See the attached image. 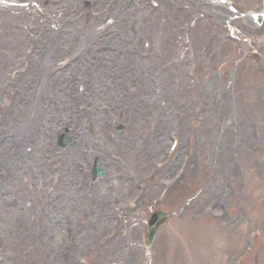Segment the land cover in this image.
Listing matches in <instances>:
<instances>
[{
	"label": "rangeland",
	"instance_id": "374dc122",
	"mask_svg": "<svg viewBox=\"0 0 264 264\" xmlns=\"http://www.w3.org/2000/svg\"><path fill=\"white\" fill-rule=\"evenodd\" d=\"M230 1L0 0V264H264V0Z\"/></svg>",
	"mask_w": 264,
	"mask_h": 264
},
{
	"label": "bare ground",
	"instance_id": "6f19581e",
	"mask_svg": "<svg viewBox=\"0 0 264 264\" xmlns=\"http://www.w3.org/2000/svg\"><path fill=\"white\" fill-rule=\"evenodd\" d=\"M243 141V140H242ZM159 142V140H156V142H155V144H154V148L149 152V153H151L152 155L155 153V151L160 147V142ZM244 143H246V141H243ZM224 143H225V139H224ZM224 143H223V145H224ZM227 146V145H226ZM4 148V147H3ZM222 150H223V146H222ZM230 152L228 151V149L226 148V151H225V155H224V164L223 163H220V167L222 166L223 168H225V169H228L226 166H228L229 168L231 167V164H230V158H229V156H230ZM99 161H100V159H99ZM101 162V161H100ZM174 168H175V166L173 165V166H171V168H169V169H167V172L165 173V175L166 176H168V175H170V173L174 170ZM231 170H233V169H231ZM164 174V173H163ZM68 179H65V182L67 181ZM69 181V180H68ZM120 185H122V189L126 192V193H128V191H129V189H131V185H130V183L127 181V182H125V183H122V184H120ZM0 187H3V181H1L0 180ZM103 197H104V195H103ZM74 198V197H73ZM73 198H70L71 200L73 199ZM67 199V198H66ZM71 200H67V201H71ZM50 247L53 249V252H55V248H56V246H55V244H50ZM246 264V263H245Z\"/></svg>",
	"mask_w": 264,
	"mask_h": 264
},
{
	"label": "water",
	"instance_id": "95a60500",
	"mask_svg": "<svg viewBox=\"0 0 264 264\" xmlns=\"http://www.w3.org/2000/svg\"><path fill=\"white\" fill-rule=\"evenodd\" d=\"M101 172L97 171V176H100ZM157 221V224L152 228V226L148 229V232L146 234V245H147V252L150 251L151 245H152V241L154 239V236L158 230V228H160L162 225L165 224V222L168 219V215H161L159 216Z\"/></svg>",
	"mask_w": 264,
	"mask_h": 264
}]
</instances>
